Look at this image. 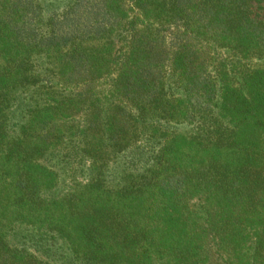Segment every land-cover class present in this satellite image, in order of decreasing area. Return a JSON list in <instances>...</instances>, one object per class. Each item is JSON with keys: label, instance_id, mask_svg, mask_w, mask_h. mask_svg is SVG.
Instances as JSON below:
<instances>
[{"label": "trees", "instance_id": "trees-1", "mask_svg": "<svg viewBox=\"0 0 264 264\" xmlns=\"http://www.w3.org/2000/svg\"><path fill=\"white\" fill-rule=\"evenodd\" d=\"M0 264H264V0H0Z\"/></svg>", "mask_w": 264, "mask_h": 264}]
</instances>
